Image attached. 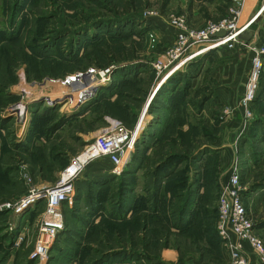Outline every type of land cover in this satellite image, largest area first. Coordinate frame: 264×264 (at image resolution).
Instances as JSON below:
<instances>
[{
    "label": "rangeland",
    "instance_id": "374dc122",
    "mask_svg": "<svg viewBox=\"0 0 264 264\" xmlns=\"http://www.w3.org/2000/svg\"><path fill=\"white\" fill-rule=\"evenodd\" d=\"M13 1L0 0V31L8 34H0V203L25 192L21 169L36 184L54 182L69 158L107 120L134 127L145 114L143 131L151 121H160L154 124L159 131L153 149L144 150L141 143L139 149L148 154L131 159L125 174L95 175L89 168L83 173L80 180L85 183L76 185L74 191L76 207L72 209L73 199L66 202L65 230L58 235L47 264H226L213 223L217 194L234 167L243 186L247 217L264 241L263 86L252 105V118L248 122L241 114L237 118L247 127L234 130L233 118L226 115L230 107L205 120L198 116L203 105L200 96L214 87L215 75L221 78L219 54L208 52L188 69L181 65L171 72L178 64L174 62L158 76L151 71L174 40L162 39L163 23L168 26L169 18L179 17L186 28H202L229 16L230 4L222 0H30L11 18ZM129 21L136 23L133 29L142 28L143 35L129 27L120 33L122 24ZM18 26L17 38H9ZM38 28L44 30L42 38L60 29L64 32L58 33L56 53L42 64L45 70L36 71L32 63L38 57L30 42ZM170 31L174 38L173 28ZM17 49L26 55L11 59L8 53ZM141 63L148 71L136 80L118 77L124 72L121 69ZM89 67L109 68L110 78L83 103L65 108L62 100L48 104L42 96L29 101L22 97L23 90L29 91L22 85L25 82L55 80ZM168 76L174 77V83H166L164 91L171 97L178 84L182 92L175 112L162 107L170 103L166 94H159ZM49 90L56 92L57 86ZM156 92L160 97L152 101ZM22 100L29 113L19 126L10 107ZM230 143L232 151L225 150ZM161 169L170 175L162 178L163 185L155 184L154 176L157 170L158 175L164 172ZM43 208L40 202L27 216L28 212L14 216L0 211V264H28ZM22 228L23 240L15 245L16 237L10 235Z\"/></svg>",
    "mask_w": 264,
    "mask_h": 264
},
{
    "label": "built area",
    "instance_id": "2783aa9c",
    "mask_svg": "<svg viewBox=\"0 0 264 264\" xmlns=\"http://www.w3.org/2000/svg\"><path fill=\"white\" fill-rule=\"evenodd\" d=\"M234 1L235 5L229 9V16L219 21H209L202 28H186L182 18H169V22L166 23L174 30V40L165 51L164 58L159 59L154 65V69L159 75L163 69L174 62L182 61L181 63L186 65L211 50L249 48L252 52L250 67L244 91L239 101L241 115L245 122H248L253 116L252 105H254L260 90V81L264 69V42L257 45L251 40H244L240 37V34L246 28L248 29L255 16L243 26L238 25L242 0ZM221 30L225 34L216 36V33ZM71 74V76L65 75L63 78L55 80H58L62 86L73 83L74 87L84 85L89 78L102 79L104 84L110 78L109 68L99 70L95 67H89ZM20 77L23 78L22 75ZM49 80H54V78H49ZM93 95L92 91L88 94L87 91H84L77 97L76 94L71 96L66 94L61 100L69 104L74 100L73 105H78ZM42 98L48 104L52 101L54 103L61 101L59 99L49 100L45 96ZM17 106L18 104L10 108L15 116L13 119L16 124L22 126L28 110L25 107V112L22 114ZM22 116L23 121L19 122ZM138 122L134 127L129 128L118 120H107V124L91 140L87 141L82 150L69 158L68 163L59 171L57 179L50 185L36 184L26 170H20L19 178L26 187L25 192L16 198L0 203V211L21 216L33 209L37 203L43 202L44 208L37 220V237L30 260L35 261L36 264H47L49 253L59 233L64 229V203H71L75 191V181L82 177L87 168L91 172L95 171V175L103 172L120 175L123 172L131 159L138 134L143 129L142 127L138 130ZM242 191L243 186L238 171L234 167L229 170L227 178L220 186L217 194L213 227L220 240L221 249L225 252L226 264H250L251 257L258 264H264V241L256 236L252 222L247 217V209L242 200ZM23 237L22 235L18 237L16 245L22 241Z\"/></svg>",
    "mask_w": 264,
    "mask_h": 264
},
{
    "label": "crops",
    "instance_id": "0c3cea01",
    "mask_svg": "<svg viewBox=\"0 0 264 264\" xmlns=\"http://www.w3.org/2000/svg\"><path fill=\"white\" fill-rule=\"evenodd\" d=\"M222 1L226 2L227 4H230L231 6L235 5L234 0H222ZM240 11L243 12V14L241 13V21H240L242 24H245L250 18L255 16L250 24L251 27L249 25L248 29L246 28L245 32L248 31L250 34H252L250 40L253 41L255 44L258 45L263 43L264 42V0H242V6ZM160 20L161 19L158 18L157 22L159 23ZM163 25L165 27L164 26L161 27L162 29H164L161 35L162 39L168 41L173 40V34L171 33L170 28L165 23H163ZM215 54L216 56L217 54L220 55V58H218V62H217L220 65L218 66L217 71L221 72V78H218L215 75L214 87L210 88L207 91H204L200 96L203 105L198 116L205 120V118L207 117L211 118L212 115H216L218 113L221 115L222 109L224 108V106H227L226 108L229 107L231 108L230 109L231 111H229L226 115L227 117L233 118V123H232L233 129L236 130L238 127L243 129V127H247V123L244 122L241 123L237 118L241 114L239 111L240 108L239 101L244 91V86H245L244 82L249 71L250 56L252 52L247 47L246 48L238 47L235 50H228L225 52H223V50L216 51ZM181 62L177 64V67L175 66L174 69L171 70V72L177 70L181 65H183ZM188 68H191V66L189 67V64H186L184 69H188ZM144 115L145 114L141 116L138 122V126H137L138 130L144 127V120H145L144 118H146V116L144 117ZM235 117L236 119H234ZM157 131L159 130L156 129L155 126L151 129V132L157 133ZM155 141L157 140L156 139L151 140L149 150L153 149L156 143ZM232 145H233L232 143L227 144L226 145L227 148L225 150L232 151ZM147 154L148 151L146 155ZM221 166L222 163L219 162L218 167H220V170H221ZM23 229L25 228H22V231L18 233V236L15 239V245L18 237L20 235L23 236ZM250 264H258V263L255 261L253 257H251Z\"/></svg>",
    "mask_w": 264,
    "mask_h": 264
},
{
    "label": "trees",
    "instance_id": "16d2710c",
    "mask_svg": "<svg viewBox=\"0 0 264 264\" xmlns=\"http://www.w3.org/2000/svg\"><path fill=\"white\" fill-rule=\"evenodd\" d=\"M17 1V2H16ZM28 1H30V0H14L13 2H12V4H11V6H10V17L11 18H14V16H16V10H19V8H22V6H24V4L26 3V2H28ZM41 20H39V22H40ZM21 23L22 22H20V25H21ZM136 24V23H135ZM135 24H133L132 22H130L129 21V23H125V24H122L123 25V27H122V31L120 32V33H122V32H125V31H127V28L126 27H129L128 29H129V31H132V32H134V33H138L140 36L141 35H143V29L142 28H137V29H133V27L135 26ZM140 26V25H139ZM19 27L20 26H18L17 27V29H16V31L15 32H12V35H10V33H9V38H11V36H12V38H14V40L17 38L16 36H14V35H18V33H19ZM250 27H251V25H250ZM43 31L44 30H41V28H38L37 30H33V32H34V34L32 35V38H31V41H32V43L30 42V45L32 46V48H33V54H34V56L35 57H38V60H36V62H34V63H32L33 64V69L34 70H36V71H39L40 70V68L41 67H43V63H45V61L46 60H48L50 57H48V56H52V55H49V54H51L52 52H55L56 53V49H57V42H58V40H60V34H58V33H62V32H64V30L63 29H60V31H55L54 33H52V36H47V37H44V38H42L43 37ZM115 33V32H114ZM117 33H118V31H117ZM249 32L248 31H244V32H242L241 34H240V37H242V39H244V40H250L251 39V37H252V34H248ZM0 34L1 35H4V36H8V34H6V32H2V31H0ZM246 34H248V35H246ZM63 36V35H62ZM245 37V38H244ZM42 38V39H41ZM11 40H13V39H11ZM7 47L8 46H6V49H7ZM5 48L3 49V50H6ZM221 50H223V49H221ZM228 51V50H227ZM209 52H213V53H216V51H213V50H211V51H209ZM208 53V52H207ZM22 56V55H26V53H24L23 51H21V50H12V52L10 53H8V56H10V58L12 59V57L13 58H16L17 56ZM59 55H60V58H59V61L58 62H62L63 61V56L64 55H62V52L60 51V53H59ZM117 57V56H116ZM200 57V56H199ZM199 57H197V58H195V59H198ZM195 59H193L192 61H190L188 64H189V67L191 66V67H193V63L196 61ZM115 60H117V58L115 59ZM195 60V61H194ZM40 65H42V66H40ZM38 66H40V67H38ZM127 67V66H126ZM44 68V67H43ZM56 68H60V66L59 65H57L56 66ZM8 70H9V68H8ZM44 70H45V68H44ZM122 71H124V72H122V73H118L117 75H119L118 77H120L121 79H123V78H131V79H137V77H139L140 75H142V74H145L147 71H148V68L146 67V65L145 64H143V63H141V64H135V65H133V66H130V67H127V68H124V69H121ZM151 71L154 73V74H156V70L154 69V70H152L151 69ZM66 74V73H65ZM64 75V74H63ZM63 75H61V76H63ZM158 76V75H157ZM182 77V76H181ZM135 79V80H136ZM182 81H184V80H180L179 82H182ZM170 82H172V83H174V77H167V80H165V82L159 87V89H160V91H159V94H160V96H161V94L163 95H165L166 94V99H167V101H168V103H170V104H166V105H164V104H162V107L163 108H165V110H167V112L168 111H170V112H175V110H173V109H175L174 108V106H177L178 104H175V103H178L179 102V100H180V98H181V96H182V92H178L179 91V86H178V84L177 85H175L174 86V90L172 89L171 90V92L172 93H175V94H172L171 93V97L168 95V90H166V91H164V87H165V84L167 83V85L170 83ZM178 82V83H179ZM262 86H263V88H264V69H263V73H262V78H261V81H260V90H259V92H258V94H257V97H256V99H255V101L257 100V98H258V96H259V93H260V91H261V88H262ZM184 87V86H183ZM183 87L181 88V90L180 91H183ZM158 89V90H159ZM158 92H156V94L153 96V99H152V101H155V100H157V99H159V97H158ZM182 99V98H181ZM184 99V98H183ZM162 103V102H161ZM255 103V102H254ZM34 104H35V102H34ZM151 107L149 106V109H150ZM149 109H148V111H149ZM150 114H152V115H156L157 114V112H152V111H150L149 112ZM160 114V113H159ZM160 116H163V114H160ZM163 117H165V116H163ZM160 121H158V122H154V121H151L147 126H146V128H145V130L143 131L142 130V133H141V136L135 141V145H134V151H133V153H132V155H131V159L132 160H135V158L136 157H138V156H140L141 155V157L144 159L146 156V153H145V148H147V147H149L150 146V143H151V140L153 139V137L154 136H157L156 137V140H157V138H158V135H156L157 133L156 132H151V129L154 127V124H157V126L160 124L159 123ZM133 126H131V127H129V128H132ZM191 129V127L189 126L188 127V130H190ZM142 143V147H144L143 149L144 150H140L139 148H140V144ZM131 159H130V161H131ZM130 161L128 162V164L125 166V168H124V170H123V172L120 174V175H122V174H125V170L127 169V167H128V165H129V163H130ZM68 163V162H67ZM165 164H167L166 162H163V164L162 165H165ZM137 168L138 167H140L141 168V165H137L136 166ZM62 168H64V166L62 167ZM61 168V169H62ZM60 169V170H61ZM161 171H164L163 169H161ZM103 174H110V173H107V172H105V173H103ZM102 173H100V174H98V175H103ZM156 174L157 175H155L154 176V178H155V181H154V183L155 184H162V178L163 177H165V176H169L170 174H168V173H166L165 171L164 172H162L161 174H159L158 175V170H157V172H156ZM164 174V175H163ZM110 175H113V176H120V175H114V174H110ZM97 177V176H96ZM81 178H79V179H77L76 181H75V187H76V185H79V184H82V183H85V181H83V180H80ZM20 180V179H19ZM163 185V184H162ZM76 189V188H75ZM77 201H78V196H77V194H75L74 195V198H73V207H72V209H75V207H76V203H77ZM40 203V202H39ZM39 203H37L36 204V206L38 207V204ZM43 203V202H42ZM35 206V207H36ZM43 206H44V204H43ZM66 206V203H64V206H63V215H64V211H65V209L67 208V207H65ZM126 208V207H125ZM72 209H68V211L67 212H71L72 211ZM28 212V213H27ZM25 214L26 215H24V216H27V215H30V211H27ZM125 212H126V210H125ZM32 214V213H31ZM184 214V213H183ZM23 216V217H24ZM27 219V218H26ZM29 219V218H28ZM65 221V220H64ZM65 223V222H64ZM20 230V229H19ZM19 230L18 231H16L15 233L13 232V233H11L12 235H10V237L12 238V237H17V234L19 233ZM65 229H63V231H64ZM214 230V229H213ZM62 231V232H63ZM214 233H215V236H216V238L219 240V238H218V236H217V234H216V232H215V230H214ZM61 234V232L59 233V235ZM220 241V240H219ZM11 242L12 243H14V240L13 239H11ZM13 245L12 244H9V248L10 247H12ZM52 250V249H51ZM51 252V251H50ZM48 261H49V257H48ZM31 262H33L34 264H36V262L35 261H33V260H29V262H28V264H31Z\"/></svg>",
    "mask_w": 264,
    "mask_h": 264
},
{
    "label": "bare ground",
    "instance_id": "6f19581e",
    "mask_svg": "<svg viewBox=\"0 0 264 264\" xmlns=\"http://www.w3.org/2000/svg\"><path fill=\"white\" fill-rule=\"evenodd\" d=\"M243 8H244V6H243ZM241 13L243 14V12L240 11V15H239V18L240 19L238 20V25H242L243 26V24L240 22L241 21ZM239 27H241V26H239ZM180 62L181 61H179L177 63L179 64ZM71 75L72 74H70L69 76H71ZM58 82H59L58 80L56 81V80H49V79H45V81H43V82L33 81L32 83H30V85H28L29 83H26L25 82V84H22V82H21V84L23 85L24 88H26V87L29 88V91L28 92H26V91L23 90L24 91L23 92V97L27 101H29V100H35L37 98H40L41 96H45L49 100H54V99L61 100V98L64 95H66V94H69L70 96L72 94H76V97L79 94H83L84 91H87V94L90 91H92V93L95 94V91H96L97 87L99 85H103V82L104 81H102V79L101 80L100 79L99 80H96V79L94 80V78H89L88 82L87 83H84V85H76V86L73 87V85H72L73 83H71L68 86H67V84L65 86L64 85L63 86L61 85V87L63 89L60 88L59 90H58V88H59L60 84ZM52 85H54L55 87L57 86V91L56 92L55 91L52 92V91L49 90L50 88H52ZM79 89H81V90H79ZM30 96H31V98H30ZM52 103H53V101H52ZM74 103H75V101L73 100L71 104L65 103L63 105V107L69 108V106L73 105ZM18 106H17V108L23 114L25 112V103H24V101L22 100L21 103L18 104Z\"/></svg>",
    "mask_w": 264,
    "mask_h": 264
},
{
    "label": "water",
    "instance_id": "95a60500",
    "mask_svg": "<svg viewBox=\"0 0 264 264\" xmlns=\"http://www.w3.org/2000/svg\"><path fill=\"white\" fill-rule=\"evenodd\" d=\"M225 32L223 30L219 31L216 33V36H223Z\"/></svg>",
    "mask_w": 264,
    "mask_h": 264
}]
</instances>
